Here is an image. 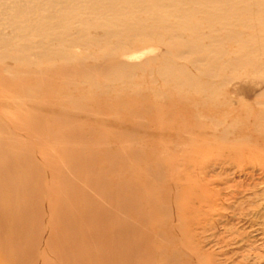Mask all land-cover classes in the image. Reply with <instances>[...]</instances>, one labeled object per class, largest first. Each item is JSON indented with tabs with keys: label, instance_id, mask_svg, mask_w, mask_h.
Segmentation results:
<instances>
[{
	"label": "rangeland",
	"instance_id": "374dc122",
	"mask_svg": "<svg viewBox=\"0 0 264 264\" xmlns=\"http://www.w3.org/2000/svg\"><path fill=\"white\" fill-rule=\"evenodd\" d=\"M4 32L8 33L7 30ZM160 53L159 48H150L138 59H121L130 64H143L158 58ZM177 64L184 65L181 61ZM11 65L9 62L3 63V66ZM156 66L155 63H147L144 66L145 74L144 68L142 71L136 70L138 73L132 70L137 74L131 71H123L124 74L91 71L87 73L90 77L81 75L79 78L71 73H66L67 77L64 78L62 73L65 72L60 71H57L58 74L56 71L34 76L26 74L25 77L17 74L14 83H9L10 88L7 89V86L3 91L6 96L0 92V157L5 156L4 161L1 158L0 162L8 169L7 172L0 164V264H264L263 85L252 80L254 78L242 77L221 86L219 93H208L203 99L198 94L199 87L183 88L182 91L176 83L169 84L171 81L167 77L165 83L161 82L165 76L155 73ZM236 73L241 74L242 71ZM49 74L52 77L49 78ZM191 74L195 76L193 72ZM71 75L76 86L61 83L63 78L70 80ZM93 75L96 82L94 78L91 79ZM126 75L134 79L129 80ZM0 76L4 77L5 73H0ZM8 77L6 74L4 78ZM153 77L159 82L156 80L152 85ZM40 78H43L42 82ZM46 78L50 79L46 80L47 83ZM82 78L86 80L85 84L81 82ZM123 79H128V82ZM203 80L200 79L199 84L206 88L208 81ZM104 81L108 82L109 87ZM89 82L92 86H101L89 88L88 91L92 93L87 95L85 91L91 86ZM115 82L118 86L122 84L117 87ZM77 86L84 88L79 90ZM126 87L130 89L125 90ZM176 87L177 90L174 89ZM22 88L26 89L24 96ZM96 88L98 91H95ZM172 90L175 91L171 94ZM180 90L181 93H188L192 103L184 100L187 95L184 97ZM9 91L14 92L13 97L17 102L13 101ZM168 93L176 98L172 96L171 100H167L170 97ZM176 93H180L179 100ZM22 96H26L25 102L30 97L34 101L30 98L32 101L28 104L31 102V105L25 103V108L21 103ZM163 96L167 99L163 100ZM82 97L87 101L80 99ZM72 98L74 102L70 100ZM174 98L180 102L176 104ZM224 98L237 102L229 104ZM63 100H66L65 104ZM9 101L10 104L12 101V104L15 103L14 107H9ZM32 102L35 103L34 107ZM57 104L67 112L58 110ZM188 104L195 105L197 109ZM200 105L207 106L204 107L205 112ZM39 106L49 114L41 109L43 114L38 115ZM21 112L28 113L29 117L25 118ZM213 112V117L217 115L215 119L211 116ZM204 113L208 116L205 117ZM9 114L14 121H11ZM50 114L59 119H54ZM258 119L259 123L256 121ZM136 122L138 131L132 128ZM2 125H6V128ZM14 127L19 131L13 130ZM112 128H115L116 134L124 135L115 136ZM13 133L14 138H10ZM22 146L29 150L27 155ZM68 149L72 150V156L65 154ZM14 151L18 153L8 158L10 152L13 154ZM1 152H4V156ZM46 153L50 154L49 157ZM52 157L53 160H50ZM69 157H73L72 160ZM60 183L61 190L58 188ZM27 205L28 210L24 213ZM16 207H19V211H16ZM59 221L63 226L66 224L69 230L63 228Z\"/></svg>",
	"mask_w": 264,
	"mask_h": 264
},
{
	"label": "bare ground",
	"instance_id": "6f19581e",
	"mask_svg": "<svg viewBox=\"0 0 264 264\" xmlns=\"http://www.w3.org/2000/svg\"><path fill=\"white\" fill-rule=\"evenodd\" d=\"M0 7H2V11H0V73L1 74L5 73V76H6V74L9 75L8 78H4L5 76L4 77L0 76V92L3 94H4L3 91L6 90L7 86H8L7 89L10 88L9 83L13 82V80L15 79V76L17 74L23 75L25 77L26 74H31L32 76H34V75H41L43 72H51L52 73L55 71H56V74H58L57 71H60V72H65V74L62 73L63 76L65 75L64 78L67 77L66 73H68V75H69V73L74 74L75 77L78 76V78H79V76H81V75L83 77H84V75L87 77H90L89 75H87V73H89L91 71H99V73H101V72H114V73L122 72L120 74H124L125 71H131V73H133L132 70H135V71L141 70L142 71L143 68H144L143 72L145 74L146 70H145L144 66L150 62L155 63L157 65L155 67V73L157 75H160L161 77L165 76L164 81H161V82L165 83V81L168 78L171 81V82L168 81L169 84L172 85L173 82L176 83V85L178 87H180V89H182V91H184L183 88L189 89V87H192V88L193 87H199L200 89H198L199 90L198 94L202 98L205 97V95H207L210 92H214V93L218 92L219 93L221 86L229 83L232 80L234 82V79H239L242 77L254 78L252 80H255V82L257 81L258 83H260V85H263V87H264V0H0ZM6 30L8 31V33L4 32ZM150 48H153V49L159 48L160 49L161 53L158 56V58L156 57V58L150 59L143 64H139V63L138 64H135V63L130 64V62H128L129 63L128 64L121 59L122 57H130V58L131 57H134V58L137 57V59H138V56L143 55L144 52ZM88 50L90 51L89 54L86 53V51H88ZM78 56H81V57H78ZM180 61L184 65L177 64ZM7 62L11 63L12 65L11 66H3V63H7ZM153 66H155V65H153ZM148 67H151V66H148ZM152 70H153V68H152ZM189 70L191 72H193V74H195V76H191L192 74ZM238 70H241L242 73L237 74L236 72ZM135 71L133 74H137L139 72V71H136L137 73H135ZM143 72H141V73L143 74ZM150 72H151V69H150ZM56 74H54V75H56ZM133 74H131V76ZM51 75L49 76V78L52 77ZM100 75H102V74H100ZM129 75H126V76H128L129 80H131L132 78L134 79V77L131 78V76H129ZM151 75H153L152 72H151ZM27 77H28V75H27ZM117 77H118V75H117ZM117 77H116V79H117ZM139 77L141 78V80L143 79L141 76H139ZM37 78H38V76H37ZM61 78H62V76H60V79ZM64 78L62 79L63 82H61V83H64V84L69 83L71 86H73L72 85V83H73L72 75H71V79L68 80V81H72L71 83L66 81ZM93 78L95 81L96 77L94 76L91 79H93ZM120 78H119V80H121ZM165 78H166V80H165ZM26 79H28V78H26ZM40 79L42 82L43 78H40ZM40 79H39V81H40ZM147 79L149 80V78H147ZM200 79L201 80L204 79L205 81H208V84H206L207 86L205 85L206 88H204L203 86L202 87L200 86L201 85V84H199ZM44 80L48 81L50 79L46 78ZM57 80H58V78H57ZM113 80H115V79L113 78ZM125 80H127V82H128V79H123L124 82H125ZM156 80L157 79H155L154 81H151L150 84L153 85V82H156ZM214 80L219 81V83L216 84ZM47 81H46V83H47ZM84 81L86 82V80L85 79L83 80V78H82L81 82H83L85 84ZM157 81L159 82V79ZM235 81H238V80H235ZM74 82H75V80H74ZM95 82L94 83L92 82V83L95 84ZM97 82H98V80H97ZM78 83L80 84L79 81H78ZM107 83L108 82H105V84L109 87V84H107ZM115 83L117 84L116 85L117 87H119L122 84L121 83L118 86L119 81H118V83L117 82H115ZM129 83H126V85ZM55 84L56 83H54V85ZM64 84H62V86ZM66 84H65V86L68 85V84L67 85ZM73 84H75V86L77 85L76 82ZM87 84L88 83H86V85ZM90 84L91 83L89 82V85ZM133 84H135V83H133ZM80 85H82V84H80ZM110 85L112 86V84H110ZM165 85H168V83H166ZM93 86H101V85L95 84ZM93 86H92V84L89 87L87 85L88 89L87 90L84 89V90H86L85 93H87V95L90 93L88 90H90L91 87H93ZM169 86H167V87H169ZM229 86H230V84H229ZM81 88H84V86H82ZM98 88H100V87H98ZM127 88L130 89V87H126L125 90ZM145 88L146 87H144V89ZM161 88L163 89V86ZM58 89H59V87H58ZM65 89H66V87H65ZM76 89H79L78 86L76 87ZM96 89H95V91H98V89L97 90ZM122 89H124V88H122ZM174 89L177 90V87ZM188 89H187V91H188ZM125 90H123V91H125ZM138 90H139V88H138ZM168 90H166V92H168ZM221 90H222V87H221ZM228 90H229V88H228ZM228 90L226 89V91H228ZM11 91H9V92H11ZM21 91H22V95L24 96L26 94V89L22 88ZM37 91H38V89H37ZM61 91H63V89ZM174 91L172 90L170 93L172 94V92L174 93ZM146 92H148V91H146ZM1 93H0V95H2ZM5 93H7V92H5ZM13 93H12V97H13ZM109 93H111V92H109ZM116 93L117 92H115V94ZM127 93L129 94L128 91H127ZM157 93H159V91ZM177 93H176V95H177V99H178V95L181 93V90H180L179 94H177ZM222 93H224V92L222 91ZM229 93H227V94H229ZM233 93H234V91H232V94ZM49 94H51V91H49ZM49 94L47 93V96ZM59 94L60 93H58V96H59ZM65 94H66V92H65ZM94 94H95V92H94ZM94 94H92V95H94ZM103 94H105V93H103ZM128 94H126V95H128ZM130 94H132V91H130ZM154 94H156L155 91H154ZM181 94H183V96H184V95H187L188 93L186 94V93L182 92ZM198 94H196V95H198ZM30 95H32V94H30ZM105 95H107V94H105ZM120 95H121V91H120ZM168 95H169V93H168ZM189 95H190V93H189ZM4 96H6V95L4 94ZM52 96L54 97L53 94H52ZM77 96H78V94H77ZM172 96H174L176 98L175 95H172ZM172 96H170V97L167 96L169 99H167L165 96H163L162 99L164 100V98H165L167 100H171L170 98ZM232 96H234V94ZM17 97L19 98V96H17ZM25 97H23V99L21 100V103H23L24 107L26 106V105H24L25 103H27V105H29L28 102L31 100L30 98H32V97H30L29 101L25 102V99H24ZM84 97H86V96H84ZM84 97H82L80 99H84L83 101H85V100L87 101V99H85ZM161 97H162V95H161ZM179 97H181V96H179ZM184 97H182V98H184ZM190 97L193 98V96H191V95H190ZM195 97H198V96H195ZM44 98L46 101V95ZM58 98L60 99V97H58ZM186 98H188V95H187V97H185L184 100L185 101L188 100L187 102H191V100L189 101V98L188 99H186ZM72 99H70V100L72 102H74L75 100L74 99L72 100ZM92 99H94V98H92ZM96 99H98V98H96ZM3 100H4V98L1 101H3ZM26 100H27V98H26ZM32 100L34 101V98H32ZM52 100L54 101V99H52ZM77 100H78V98L76 99V101ZM178 100L175 99V101H177V103L176 102H171V103L172 104L173 103L178 104L180 102V101L178 102ZM180 100H182V99H180ZM224 100L229 104L230 103L234 104L235 102H237V101L230 100V99L227 100L226 98H224ZM13 101L17 102L15 98ZM55 101L54 102L57 103V100H55ZM65 101L66 100H63L64 104H65ZM91 101L92 100H90V102ZM122 101L123 100H121V102ZM202 101L203 100L201 99V102ZM220 101H221V99H220ZM258 101H261V100H258ZM12 102H11V104H12ZM18 102H20V101H18ZM63 102H62V105H63ZM90 102L88 101V103H90ZM187 102H185V103H187ZM193 102H196V101H194V99H193ZM201 102H199L198 104H202ZM1 103L2 102H0V104ZM5 103H7V102H5ZM85 103H87V102H85ZM211 103H212V101H211ZM262 103H263V100H262ZM9 104H10V101H9ZM11 104L9 107H11V108L14 107L13 105L15 103L12 105ZM34 104L35 103H33V107L35 106ZM194 104L198 105L197 103H194ZM240 104H242V103L240 102ZM240 104H239V106H240ZM16 105H20V104L17 103ZM30 105H31V102H30ZM195 105L192 106V105L188 104V106H191L192 108ZM2 106H4V104L1 105V107ZM53 106L51 105V107H53ZM67 106H66V108H67ZM73 106H75V105H72V107ZM83 106H85V105H83ZM114 106H116V105H114ZM157 106L159 107L160 105H157ZM210 106H212V105H210ZM221 106H223V105L221 104ZM221 106H218V107L221 108ZM224 106H225V104H224ZM232 106H234V105H232ZM18 107H20V106H18ZM36 107H37V105H36ZM58 107H59V105L57 104V108ZM75 107H77V106H75ZM204 107L205 106L203 105V107L201 106L200 108L203 109ZM208 107H209V102H208ZM20 108H22V107H20ZM39 108H40V110L42 109L40 106H39ZM39 108H37V109L39 110ZM205 108L203 109V112H205ZM209 108H211V107H209ZM224 108H222V109H224ZM231 108H233V107H231ZM13 109H15V108H13ZM34 109L32 108L31 110H34ZM59 109H61V108L59 107L58 110ZM63 109L65 110V108H62L61 110L63 111ZM194 109H197V108L194 107ZM237 109H238V107H237ZM240 109H241V106H240ZM261 109L263 110V108H261ZM4 110L6 111V107H4ZM18 110H19V108H18ZM42 110H44V109H42ZM193 110H191V111H193ZM243 110H244V107H243ZM39 111H38V115L43 114V111H42V113H40ZM51 111H52V113L54 112L53 109H51ZM62 111L60 112L61 116H63ZM159 111H160V109H159ZM19 112H20V110H19ZM25 112H27V111H25ZM226 112H228V111H226ZM21 113L23 114V112H21ZM21 113H19V114H21ZM56 113H58V111ZM183 113H184V111H183ZM10 114H12V113H10ZM25 114H23L25 116V118L29 117L28 113L26 114L27 116ZM34 114H36V112H34ZM47 114H49L48 111H47ZM158 114L159 113H157V115ZM204 114H202V115H204ZM208 114H209V112H208ZM214 114L215 113L213 112L211 116L213 117ZM4 115H3V117H5ZM50 115L53 116L54 114H50ZM83 115L86 116V114H83ZM15 116L16 115H14V117ZM204 116L206 117L208 115L205 114ZM216 116L217 115H215V117H213V118L215 119ZM19 117H20V115H19ZM32 117H34V116H32ZM44 117L45 116H43L42 118H44ZM53 117H54V119L57 118L56 116H53ZM65 117L68 118V116H65ZM70 117H72V116H70ZM159 117H160V115H159ZM219 117H220V114H219L218 118ZM10 118L12 121L13 118L11 117V115H10ZM7 119H9V118H7ZM54 119H53V121H54ZM58 119H56V120H58ZM63 119H64V116H63ZM56 120H55V122H56ZM61 121H62V119H61ZM97 121H100V120L97 119ZM256 121L258 122L259 119ZM18 122H19V120H18ZM50 122H51V120H50ZM237 122H238V119H237ZM113 123H115V122H113ZM42 124L40 126H44ZM101 124H103V122ZM137 125H138L137 122H136V125L132 124V126H133L132 128L135 129L137 127ZM5 126H3V128ZM22 127H24V126L22 125ZM118 127H120V125H118ZM118 127H117V129H118ZM145 127H146V125H145ZM29 128H30V126H29ZM26 129H28V126L26 127ZM32 129H34V128L32 127ZM134 129H130V131L132 130V132H135ZM13 130H15L16 132L19 131V129L16 130L15 127ZM112 130H113V128L111 129V131ZM114 130H115V128H114ZM114 130L112 132H114ZM126 130L127 129H125V131ZM138 130H139V128L137 129V131ZM28 131H29V129H28ZM7 132H8V130H7ZM112 132H111V134H112ZM116 132H114V133L116 134ZM4 134H5V131H4ZM113 134H112V136L114 137ZM119 134L122 135L121 133H118L115 136H117ZM15 135L17 136L18 134L15 133ZM10 136H9L10 138H12V137L14 138V133L11 134ZM17 137H19V135ZM118 137H120V136H118ZM23 140H24V138H23ZM23 140H20V141H23ZM17 141H18V139H17ZM8 142H11V141H8ZM13 142H16V141H13ZM193 144L191 146H193ZM22 145H23V143H22ZM14 146H16V145H14ZM27 146H26V148L28 149L29 146L28 147ZM11 147H13V146H11ZM23 148L26 149L25 147H23ZM13 149H14V147H13ZM27 149H26V155L28 154L27 152L29 151V150L27 151ZM20 150L23 151V149H20ZM64 150H66V149H64ZM71 151L69 150L68 153H65V154L70 153L69 154V156H70ZM15 152H17V151H14L13 154H11V152H10V154H9L10 156L8 158L13 157L12 155H14ZM23 153H25V152L23 151ZM78 153L80 154V152H78ZM1 154L3 155L4 152L3 153L1 152ZM20 154H19V156H20ZM61 154L63 155V153H61ZM48 155H50V154H47L46 156H48ZM21 157H22V154H21ZM40 157L41 156H39L38 158H40ZM1 158H3V161H4L5 156L4 157L1 156L0 161H1ZM72 158L69 157V159H71V160H72ZM40 159H42V158H40ZM26 160H27V158H26ZM50 160H53V157H52V159L50 158ZM23 162H24V159H23ZM1 163L2 162H0V164ZM69 163L71 164V162H69ZM76 163H77V160H76ZM76 163H74V164L76 165ZM27 164H28V162H27ZM80 164L81 163H78V165H80ZM2 166H3V163H2ZM6 168L7 167H4L3 169L5 170ZM6 170L8 172V169H6ZM46 171H49V170L47 169ZM7 172H5V173L7 174ZM20 173H22V172H20ZM55 174H56V172H55ZM9 175H10V172H9ZM53 177H55V175ZM24 179H25V181H27L26 176H24ZM19 182H20V180H19ZM10 183H12V182H10ZM19 184H18V186H19ZM57 184L58 183H56V185ZM61 186L62 185L60 183V185L58 186V188L60 187V190L62 189ZM27 191H28V188L26 189L25 192H27ZM7 196H9V195H7ZM18 208L16 211H19ZM27 210H28V205L24 209V213H26ZM9 212H11V211H9ZM4 214H6V212ZM21 214H22V212H21ZM16 216H18V215L16 214ZM4 218H6V217H4ZM62 221H63V219H62ZM18 222H20V221H18ZM59 222H60V224L62 223L61 221H59ZM68 222L69 221L67 220V223ZM7 224H8V222H7ZM60 224H59V227H61ZM68 224H70V222ZM62 226H63V223H62ZM72 226L73 225L71 224V227ZM64 227L66 228V224H65V226H63V228ZM67 227H68V225H67ZM67 229L68 228H66V230ZM73 230H72V232H73ZM66 233L68 234V231H66ZM65 234H64V236H66ZM50 240H51V235H50ZM118 240H120V239L118 238ZM63 241H64V239H63ZM63 241H60V242L62 243L63 246H65ZM109 242H111V241H109ZM119 242H121V241H119ZM127 242H129V240H127ZM22 255H23V253H22ZM11 257H13V256H11ZM73 260H76V259L74 258ZM239 263H240V261H239Z\"/></svg>",
	"mask_w": 264,
	"mask_h": 264
}]
</instances>
